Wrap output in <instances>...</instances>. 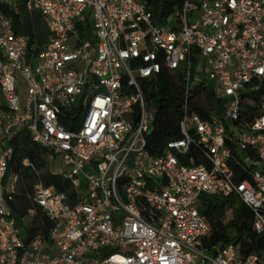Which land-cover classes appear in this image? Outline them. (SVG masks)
<instances>
[{
  "label": "built area",
  "instance_id": "obj_1",
  "mask_svg": "<svg viewBox=\"0 0 264 264\" xmlns=\"http://www.w3.org/2000/svg\"><path fill=\"white\" fill-rule=\"evenodd\" d=\"M5 3L0 264H264V251L244 254L239 241L206 242L200 211L205 197L235 196L264 234V0H184L164 20L140 0H25L46 20L43 45L14 33ZM164 70L183 76L181 137L153 155L155 105L141 82ZM209 81V117L189 116L192 88ZM23 129L69 169L53 173L72 197L33 187L52 222L47 239L27 240L25 217L8 208L18 176L7 142Z\"/></svg>",
  "mask_w": 264,
  "mask_h": 264
},
{
  "label": "trees",
  "instance_id": "obj_2",
  "mask_svg": "<svg viewBox=\"0 0 264 264\" xmlns=\"http://www.w3.org/2000/svg\"><path fill=\"white\" fill-rule=\"evenodd\" d=\"M140 1L152 12L155 19L164 20L178 9L184 0ZM2 11L12 20L15 34L32 36V25L27 23L24 17L20 16L7 2L3 5ZM88 27L89 22L86 24L85 31ZM204 84L199 83L191 90L189 102H187L189 116L197 114L203 118L209 117L214 93L212 85ZM141 85L145 98L154 102L155 105L152 132L147 139V150L150 154L158 155L163 151L168 140L181 137L179 122L183 117L185 103L183 76L164 70L157 78L143 80ZM7 144L12 150L9 171L18 176L17 193L14 200L8 202V208L17 222L28 216L30 212H34L30 222L26 226L23 225L27 240L39 234L47 239L52 222L46 212L32 199L34 184L41 182L45 186H53L57 191L72 197L71 182L50 170L47 156H56L46 147L34 142L25 129L11 136ZM200 162L201 159L196 155L194 163ZM200 211L209 227V237L206 242L210 245H224L239 241L244 254H260L264 251V234L254 230L252 211L235 196L223 199L217 196L205 197Z\"/></svg>",
  "mask_w": 264,
  "mask_h": 264
},
{
  "label": "rangeland",
  "instance_id": "obj_3",
  "mask_svg": "<svg viewBox=\"0 0 264 264\" xmlns=\"http://www.w3.org/2000/svg\"><path fill=\"white\" fill-rule=\"evenodd\" d=\"M6 2L8 3V5L15 9V11L22 17L25 18V20L27 22H31L33 24L32 27V37L37 39L41 38V30L44 28V25L46 23V20L44 17H42L39 13L35 14L32 16V18L28 16V11L25 8L24 2L25 0H6ZM37 12V11H36ZM32 15V14H31ZM182 68H185V65L182 64ZM16 79L17 82H19V90H20V100L21 102H24L25 98H26V86L22 80V78L20 77L19 74H16ZM209 85H213L214 82L213 81H209L208 82ZM2 98H1V94H0V106L2 105ZM47 159L49 161V168L52 172L58 173V172H67L69 169L66 166L65 162L63 161L62 158L60 157H53V155H48ZM31 217L30 216H26L24 218V222L23 225H27L30 222Z\"/></svg>",
  "mask_w": 264,
  "mask_h": 264
},
{
  "label": "crops",
  "instance_id": "obj_4",
  "mask_svg": "<svg viewBox=\"0 0 264 264\" xmlns=\"http://www.w3.org/2000/svg\"><path fill=\"white\" fill-rule=\"evenodd\" d=\"M29 14H28V16H29V18L31 17L32 18V16L33 15H35V14H37V13H39L38 11L36 12V11H32V12H28ZM32 14V15H31ZM40 14V13H39ZM41 15V14H40ZM42 16V15H41ZM43 17V16H42ZM25 19V18H24ZM26 21V20H25ZM27 22V21H26ZM27 23H29L30 25H32V27H33V24L31 23V22H27ZM33 32V31H32ZM40 34H41V38L39 39L38 38V40L37 39H35V38H31L32 36L31 35H29V37H30V40L32 41V42H36V43H38V44H40V45H43L44 44V42H45V37H46V23H45V25H44V28L41 30V32H40ZM2 98V97H1ZM16 219V218H15ZM19 223H21V221L19 222Z\"/></svg>",
  "mask_w": 264,
  "mask_h": 264
}]
</instances>
